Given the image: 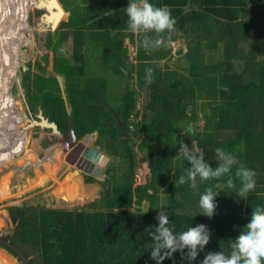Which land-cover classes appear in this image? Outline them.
<instances>
[{"label":"trees","instance_id":"obj_1","mask_svg":"<svg viewBox=\"0 0 264 264\" xmlns=\"http://www.w3.org/2000/svg\"><path fill=\"white\" fill-rule=\"evenodd\" d=\"M59 1L67 16L63 28L58 27L59 22L53 27L62 30L58 34V47L52 52L59 50L70 34L76 35L73 62L61 64L56 77L36 76L31 105L34 110L40 107L43 115L63 133L69 131L74 121L78 140L99 131L101 138L109 141L112 154L129 161V168L124 174L121 169H110L109 178L102 183L88 177L86 184L91 187L86 189L87 194L99 195L100 200L92 203L93 212L84 210L80 199L69 201L53 190L40 196L36 204L28 201L0 209V234L9 236L15 230L18 240L13 239L14 244L35 247L34 264H155L143 244L150 240L145 230L157 224L163 192L168 194L166 211L177 232L196 224H205L211 230L209 244L193 264H200L208 252L219 247L230 251L227 241L234 239L246 225L250 210L264 206V0H152L157 6L167 5L177 23L176 31L169 34L165 44L148 50L141 46L144 34L126 30L127 17L122 10L128 6L127 2ZM49 5L46 7L52 14L50 20L57 13ZM27 6V0H0V8L15 12V18L11 17L9 22L11 31L3 34L9 46L0 55V130L8 132L15 131L21 118L28 115L17 97L16 83L11 95L8 94ZM148 35L156 38L154 33ZM178 38L187 41V52L177 56L167 51L166 45ZM127 39L137 47L136 65L131 64L129 48L125 45ZM52 43L50 39L48 45L51 47ZM90 50L104 56L105 64L96 63L98 73L111 71L108 79L115 78L114 75L126 78V93L118 109L111 110L106 104L110 85L107 73L86 79L91 66L85 63V53ZM169 55L173 60L178 59L177 63L165 62ZM183 63L187 69L181 67ZM127 64L131 65L127 67ZM28 68L25 81L31 78ZM42 69L49 74L45 67ZM147 69H152L150 84L145 81ZM130 77L136 78V88ZM140 97L144 98L143 117L136 123L131 119L139 115ZM200 101L206 102L210 109L204 115L202 132L196 126L201 120L197 113ZM131 128L144 134L139 149L145 153L151 172L149 183L136 188L130 141L121 140L122 136H130ZM15 136L18 133H13L8 143H2L0 137V173L31 157L16 160L12 152ZM19 137L25 141L21 147L36 149L32 151L36 154L41 151L39 147H48V140L53 141L56 136L51 129L35 126ZM121 143L125 149L120 147ZM181 143L188 144L194 155L199 154L196 147L200 149L213 168L223 163L215 153L217 148H222L234 158L231 173L204 182L197 178L195 186L189 181L179 183V176H186L190 166L182 157H175ZM57 149L41 161V167H46L35 171L36 189L45 188L60 174L64 157L61 148ZM33 165L38 168L36 163ZM241 165L255 169L256 181L254 189L243 193L239 191L241 178L236 175ZM229 176L232 187L228 186ZM15 185L7 174L0 178V205L27 194V190L17 193ZM208 187L221 192L211 219L199 215L198 207L199 197ZM144 202L149 203L146 214L142 212ZM0 264L18 263L0 249ZM164 264L187 262L177 253Z\"/></svg>","mask_w":264,"mask_h":264},{"label":"rangeland","instance_id":"obj_2","mask_svg":"<svg viewBox=\"0 0 264 264\" xmlns=\"http://www.w3.org/2000/svg\"><path fill=\"white\" fill-rule=\"evenodd\" d=\"M48 1L49 0H27L28 10L27 13L25 14V29L22 31V38L19 42V46L18 47L16 46V48H18L19 55H17L18 61L14 65V69H15L14 78L13 80H11L8 94L11 95L14 83H16L17 91H18L17 97L20 99V104L22 105L23 110L25 111V113L27 112L28 115L26 117L23 116L21 118L22 121L18 124L17 129L15 131L13 129H12L13 131H9V132L4 129L0 130V137L3 140L2 143H8L9 140H11L12 134L18 133V136L17 137L15 136V138L13 139L15 143L13 144L14 150L12 151L14 152L17 161L19 160V158H25V157L27 158L28 156H31L30 159L27 161L19 160V162H16L12 166L7 167L4 171L0 173V178L3 177L5 174H7L11 179H13V182L17 183V185H15L16 192L23 193V191L27 190V194L22 197L16 198L14 200H10L5 204H1L0 209L9 208L15 205H20L28 201L35 202L34 204H36L40 196L42 195L46 196L51 191L55 190L56 194H58L59 197L63 195L69 201H75L80 199V201H82L84 205L83 209L93 212L95 208H93L91 205L92 203L100 202V200H98L99 195L89 196L87 194L86 189L88 187H91V185L89 186L85 183L86 177L80 176V174L76 176L71 172V170L73 169L72 165L69 164L66 165L68 162L66 164L64 163L65 158L63 159L64 164L58 177L52 183L47 184L45 188L36 189L38 181L35 180V171L44 169L46 167V165H44V167H41L42 166L41 161L46 159L47 156H45L42 150V146L41 147H39V145L35 146V147H39V149L41 150L39 151V153L36 154L32 152L33 150L36 149L21 147L25 143V141L23 137H19V134L25 132L26 130L32 129V128H27L29 126L28 120L30 119L33 121H38L40 112L42 111V113L44 114L43 110L40 107H37V109L34 110V107L31 105V96L34 91V82L36 76L42 75L46 77H56V73H57L56 70L61 64L68 63L70 61L73 62L76 35L72 36L70 34L68 39L64 40V42L61 44L60 49L59 50L57 49L54 54L52 52V49L58 47L57 44L59 39L58 34L59 31L62 29L55 30L53 28V22H52L53 17L52 19L49 20V17H51L52 14L44 4L45 2ZM0 9H1V13H0V55H1V50L9 46L7 44V41L3 38L4 37L3 34L7 31H11L9 22L11 17L15 18V12L14 10H12L13 13H11L10 9H7L6 7H1ZM14 21H16V19ZM14 21H12V23H14ZM256 37H260V36L257 34ZM50 39H52L53 42L51 47L48 45V41ZM185 46L187 47V41L185 42V39L180 38L179 41H176L172 44L169 43L166 49L167 51L171 50L173 52V55H176L178 51H183L181 49H183V47ZM96 56H97L96 50H90L85 53V59H87L85 63L91 66L90 67L91 69L87 70L88 73L86 79H89L91 75L92 77H96V78L99 77L98 75L105 76V73H107V79H108V75L112 74V72L106 71V72L98 73L97 65L90 61V59H92L91 57L94 58ZM28 67H30L31 78L28 81H25V73L28 72L29 70ZM43 67L47 69L49 74H47V72L42 69ZM114 76L117 79L116 82L113 81L115 80L114 77H112L113 80L109 78L108 80L110 82V85L108 90L106 91V99H107L106 104L109 107H112L111 110L112 109L115 110L116 108L118 109V107H120L123 104V101L121 99L122 97L124 99L126 93L125 85L127 84L126 78L117 75ZM130 80L133 85V88L134 87L136 88L137 85L136 78L130 77ZM28 84L31 87L30 90L28 89L29 87ZM118 96H120L121 98ZM143 100H144L143 97H140L138 100L137 111L139 112V115L138 116L135 115L131 119L136 123H139L143 117V110H142ZM206 112H210L208 104L206 102L200 101L197 105V113H199L201 120L196 124L199 132H202L205 127L204 115ZM98 133L100 132L98 131ZM98 133L97 132L94 133L96 135L95 139L97 138ZM143 137H144L143 133H137V137L135 139V143H137L135 149L137 155L139 156V163H140L139 171L137 172L135 177L136 179L135 187L149 183L151 176V172L148 166V161L146 160V155L145 153L141 152L139 149V144L141 143ZM94 141L95 140L93 139L91 144H93ZM82 142L87 145L84 139H82ZM105 142L109 144V141L105 140ZM194 143L195 145L197 144L196 141ZM120 147L125 149L123 143L120 144ZM58 150L59 149H56L55 151ZM196 151L198 153L201 152V150L198 149L197 147H196ZM52 154L53 153L51 152L48 155V157H51ZM64 157H66V155ZM35 163L38 166L37 169H35L36 166L33 165ZM114 164L119 165L118 158L116 159L114 158V162L112 163V165L114 166ZM74 177L76 178L74 179ZM76 183H79L80 186L82 187L84 186V187L82 189L80 187L79 190H77L78 186L75 185ZM29 190H33V192L29 193L28 192ZM168 199H169L168 194L162 192L161 207L167 208ZM144 203L147 204V208L149 209V203L147 202ZM134 210H136V207H134L133 211ZM13 239L18 240L15 230H13L9 236L4 235L3 233L0 234V249H3L5 252H8L9 255L15 261H17L18 264H34L35 254L37 251L36 248L31 245L20 244L18 242L14 244L12 242ZM2 245L7 246L8 248L3 247Z\"/></svg>","mask_w":264,"mask_h":264},{"label":"clouds","instance_id":"obj_3","mask_svg":"<svg viewBox=\"0 0 264 264\" xmlns=\"http://www.w3.org/2000/svg\"><path fill=\"white\" fill-rule=\"evenodd\" d=\"M122 11L127 17L126 30L133 34H144L141 46L145 50L165 44L169 34L176 31V19L167 5L157 6L152 0H128V6ZM149 33H154L156 38L153 39ZM145 81L149 84L152 82V69L146 70ZM215 153L223 163L213 168L203 152L194 155L188 144L181 143L175 157H182L190 166L186 169V176H179V183L189 181L195 186L197 178L204 182L230 174L234 158L222 148H217ZM236 175L242 181L240 192H247L256 187L255 169L241 165L236 169ZM228 186H233L230 176ZM220 193L213 187L204 190L198 200L199 215L209 219L214 217ZM159 209L156 226L145 230L150 240L145 242L143 247L145 252H150L149 259L155 264H164L165 260H173L175 254L180 253L182 261L193 264L209 244L211 230L205 224H196L177 232L169 221L166 208ZM148 210L144 207L142 212L146 214ZM250 211L246 225L238 230L234 239L227 241L230 251L219 247L215 252H208L200 264H264V206L257 205Z\"/></svg>","mask_w":264,"mask_h":264},{"label":"water","instance_id":"obj_4","mask_svg":"<svg viewBox=\"0 0 264 264\" xmlns=\"http://www.w3.org/2000/svg\"><path fill=\"white\" fill-rule=\"evenodd\" d=\"M45 3H44L45 6L49 7L50 6L49 4H51V6L54 9H56L55 12L57 13V17L52 20L53 27L55 28L57 22H59L58 27L63 28L62 22L64 18L67 16V14L62 4L60 3V1L59 0L58 1L49 0L48 2H45ZM180 54H182V51L177 52V55H180ZM21 87H20V90H21ZM133 96H135V93H133ZM68 112L69 114L72 113V109L70 107H68ZM39 119H40L39 121H33L29 119L28 120L29 126L27 128L40 126L42 128L51 129L53 131V134L58 138L57 141H49V146L44 148L45 156H48L49 153L55 151L57 148H61L65 151L66 157L75 156V160L77 161V163L74 166L76 168L85 171L86 174L92 175L98 179H102V176H104V173H105V168L110 162V157H108L107 155L103 153H100V152L98 153L94 149L86 148L82 140H78L76 136L75 129H74V125H75L74 121H71L70 127H69V134L72 139V141L69 142L67 134L61 132L59 130L58 125L55 122H51L48 118H46L43 115V113L39 115ZM191 131L192 132L194 131V127L191 128ZM89 136L91 137V135ZM84 157L87 159H85ZM69 161L71 163H74L70 158H69ZM98 161H100L101 166H97ZM144 207H147L146 203L142 205V210H144Z\"/></svg>","mask_w":264,"mask_h":264},{"label":"flooded vegetation","instance_id":"obj_5","mask_svg":"<svg viewBox=\"0 0 264 264\" xmlns=\"http://www.w3.org/2000/svg\"><path fill=\"white\" fill-rule=\"evenodd\" d=\"M41 113V112H40ZM116 118L118 119V122H120L119 121V115L118 114H116ZM132 121V120H131ZM60 130V129H59ZM61 131V130H60ZM62 132V131H61ZM98 133V131H95V132H93L92 134H88V135H86V136H84L82 139H84L85 141H86V143H87V145L85 144V143H83L84 144V146L86 147V148H89V149H94V150H96L98 153L100 152V153H103V154H105V155H107L108 157H110V162L108 163V165H107V167L105 168V173H104V178H102V179H98V178H96V177H94V176H92V175H89V174H86L85 173V171H83V170H81V169H78V168H74L73 167V169L71 170V172L74 174V175H78L77 174V172L76 171H78V172H80V176H84V177H86V180L85 181H87V179H88V177H91V178H93V179H95L96 181H98V182H105L108 178H109V170L111 169L112 171L113 170H117V171H120V169H121V172H122V174H124V173H127V170H128V168H129V161L124 157V156H117V155H113L112 154V152H111V150L109 149V146H108V144L105 142V140L103 139V137L101 138V133H98V136H97V138L95 139V137H96V135L94 134V133ZM64 133H66L67 134V137H68V141L69 142H71L72 141V139H71V136H70V134H69V131L68 132H64ZM137 133H138V131L136 130V129H134V128H131V129H129L128 130V134L130 135V136H122L121 137V140H124V141H130V145H131V155H132V157H133V172H134V174H135V177H136V174H137V172L139 171V168H140V163H139V156L137 155V152H136V144L137 143H135V139H136V137H137ZM89 135H91V137L89 136ZM89 136V137H88ZM95 140L94 142H93V144H91V142L93 141V139ZM82 139H79V140H82ZM110 139V138H109ZM58 140V138L57 137H55V140H53V141H57ZM49 141H51V140H48V142H47V146H49ZM90 142V143H89ZM140 145V144H139ZM44 147V146H43ZM42 150H44L43 148H42ZM62 151H63V157L65 156V151L63 150V149H61ZM44 152V151H43ZM56 152V151H55ZM55 152H53V154L55 153ZM45 153V152H44ZM65 153V154H64ZM65 158V157H64ZM85 158V157H84ZM114 158L116 159V158H118V161H119V165L118 164H114V166L112 165V163L114 162ZM85 159H87V158H85ZM130 160V159H129ZM66 165H68V164H66ZM83 183V182H82ZM86 183V182H85ZM76 186H78V189L77 190H79V188L81 187V189L84 187H82V186H80V184L79 183H76L75 184ZM88 185V184H87ZM135 185H136V183H135ZM135 185H134V188H136V187H138V186H136L135 187ZM101 189H103V187H101ZM102 191H104V190H102Z\"/></svg>","mask_w":264,"mask_h":264},{"label":"crops","instance_id":"obj_6","mask_svg":"<svg viewBox=\"0 0 264 264\" xmlns=\"http://www.w3.org/2000/svg\"><path fill=\"white\" fill-rule=\"evenodd\" d=\"M123 1H125V2H127L128 3V0H123ZM179 39L180 38H178L176 41H179ZM176 41H171V42H169V43H174V42H176ZM169 43L166 45V48L168 47V45H169ZM125 45H126V47L127 48H129V56H130V60H131V64H134V65H136L138 62H137V60H136V56H137V47L136 46H134V45H132V44H130V41L127 39V40H125ZM181 50H183L182 51V53H186L187 52V47L185 46V47H183V49H181ZM177 55V54H176ZM181 55V54H180ZM178 56V55H177ZM92 59H90V61L92 62V63H94V64H96V63H99V64H105V60H104V56L100 53V52H98L97 51V56L96 57H91ZM168 60H165V62L166 61H170V62H172V63H174V61L177 63V61H178V59H172L171 58V56L169 55L168 56ZM87 59H85V61H86ZM164 62V63H165ZM131 64H127V67L128 66H130ZM86 65H89V64H87L86 63ZM97 65V64H96ZM183 69H187V64H185V63H183L182 64V66H181ZM62 76V75H61ZM63 77V76H62ZM64 81H65V79H64ZM93 139V138H92Z\"/></svg>","mask_w":264,"mask_h":264},{"label":"bare ground","instance_id":"obj_7","mask_svg":"<svg viewBox=\"0 0 264 264\" xmlns=\"http://www.w3.org/2000/svg\"><path fill=\"white\" fill-rule=\"evenodd\" d=\"M66 155V154H65ZM73 155V154H72ZM69 158L74 162V163H71L70 161H69ZM68 162V163H67ZM64 163L66 164H69V165H72V168L74 167L75 168V164L77 163V161L75 160V156H71V157H69V156H67V157H65V161H64ZM97 166H101L100 165V161H98V163H97ZM77 172V174H80V172H78V171H76ZM104 176H102V178H103Z\"/></svg>","mask_w":264,"mask_h":264}]
</instances>
